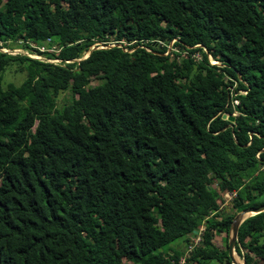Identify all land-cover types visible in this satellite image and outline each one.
I'll list each match as a JSON object with an SVG mask.
<instances>
[{
	"label": "trees",
	"instance_id": "trees-1",
	"mask_svg": "<svg viewBox=\"0 0 264 264\" xmlns=\"http://www.w3.org/2000/svg\"><path fill=\"white\" fill-rule=\"evenodd\" d=\"M6 39L60 61L0 51V264H230L213 232L264 202V0H0ZM234 249L264 264V210Z\"/></svg>",
	"mask_w": 264,
	"mask_h": 264
},
{
	"label": "built area",
	"instance_id": "built-area-1",
	"mask_svg": "<svg viewBox=\"0 0 264 264\" xmlns=\"http://www.w3.org/2000/svg\"><path fill=\"white\" fill-rule=\"evenodd\" d=\"M21 40L20 39H16V41L14 40H11V39H6V40H0V51H3V52H7V53H11V54H14V53H22V54H25L27 56H30V57H34V58H39V59H44V60H48V61H52V62H59L60 59L59 58H56V57H45L42 53H40L39 51L43 50V48L38 45V44H35L31 41H28V43L37 48L39 51H36L34 49H28V48H24L20 45H11V43H17V42H20ZM50 41V37H46L44 42H49ZM173 39H171L168 44H167V48L166 50L163 52V53H166L169 49L171 48H174V47H171V43H172ZM158 42H160L158 40ZM53 44V43H52ZM124 42L123 41H115L113 39H109V40H94L89 48H93V47H106V46H112V45H118V46H121L122 49L124 50H131V48H127L126 46L123 45ZM146 50H150L149 47L147 46H143ZM49 50H55L54 48V44L52 46H50ZM88 53V50H86L81 57H84L86 54ZM80 58V57H78ZM65 61H69L68 59L65 60ZM210 62H214L215 60H210ZM234 195V191H226L222 194V202H223V199H226V198H229ZM199 239H200V236L199 234H196L194 235L193 237H191L190 239V242L186 245V249H185V254L193 247V245L197 244L199 242ZM184 258L183 256H181L178 261H177V264H181L183 262Z\"/></svg>",
	"mask_w": 264,
	"mask_h": 264
},
{
	"label": "rangeland",
	"instance_id": "rangeland-1",
	"mask_svg": "<svg viewBox=\"0 0 264 264\" xmlns=\"http://www.w3.org/2000/svg\"><path fill=\"white\" fill-rule=\"evenodd\" d=\"M52 45L53 44L48 45L47 42H43V44L40 45V46L43 48V50H49L50 46H52ZM207 58H208V60L209 59L210 60H213V59H211V57H210L209 54L207 55ZM214 62L217 63L218 61L215 60ZM23 76H24V72L23 71H18V70L15 69L14 66H10V67L6 68L2 72V83H3V85L6 82H8V81H11V82H14V83H18L23 78ZM95 82L96 81H93L91 83H95ZM68 96H69L68 90L59 91L58 94H57V96H56V103L57 104H61L63 101H65L68 98ZM229 200H230L229 198L223 199V202L220 203V207L223 210L233 211L234 209L231 208L230 205H229ZM202 227H203V225L200 224L199 229H202ZM226 235L228 237V233H226L224 230L216 229L213 232V238H212V240H213V242L217 246L223 247L224 246V240H225L224 237ZM189 237L191 238V237H193V235H190ZM181 243H182V240L181 239H175V240H172L171 242H169L168 245L173 246V247L179 245L181 248H183L184 245H182ZM234 252H235V255L237 256V258L239 259L240 263H242V261H243L242 257L235 250H234ZM122 261L125 264H129V261L126 260V259H124V258L122 259ZM230 264H232V263L230 262Z\"/></svg>",
	"mask_w": 264,
	"mask_h": 264
},
{
	"label": "water",
	"instance_id": "water-1",
	"mask_svg": "<svg viewBox=\"0 0 264 264\" xmlns=\"http://www.w3.org/2000/svg\"><path fill=\"white\" fill-rule=\"evenodd\" d=\"M221 116L222 117H226V118H228L230 120L233 118L232 114L226 115L225 113H222ZM261 210H264V202L260 203L258 205H255V206L244 207V208L236 211L233 214V216H232V218L230 220V225H229V229H228V237H227V255H228L231 263L233 261V249H234V244H235V241H236V233H237L238 224L246 216H248L250 214H253L255 212L261 211ZM196 230H197L196 227H194L193 231L195 232ZM236 264H243V261H242V263L237 262Z\"/></svg>",
	"mask_w": 264,
	"mask_h": 264
},
{
	"label": "bare ground",
	"instance_id": "bare-ground-1",
	"mask_svg": "<svg viewBox=\"0 0 264 264\" xmlns=\"http://www.w3.org/2000/svg\"><path fill=\"white\" fill-rule=\"evenodd\" d=\"M234 250H235V249H233V261H232V264H236L237 262L240 263L239 259H238L237 256L235 255Z\"/></svg>",
	"mask_w": 264,
	"mask_h": 264
}]
</instances>
